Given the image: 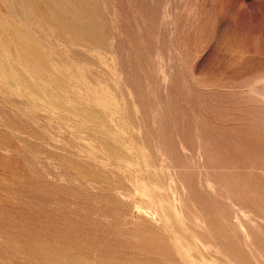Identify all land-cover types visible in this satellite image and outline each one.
Returning <instances> with one entry per match:
<instances>
[{"label": "rangeland", "instance_id": "1", "mask_svg": "<svg viewBox=\"0 0 264 264\" xmlns=\"http://www.w3.org/2000/svg\"><path fill=\"white\" fill-rule=\"evenodd\" d=\"M0 264H264V0H0Z\"/></svg>", "mask_w": 264, "mask_h": 264}]
</instances>
